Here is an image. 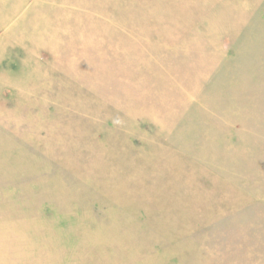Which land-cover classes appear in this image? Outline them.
<instances>
[{
    "label": "rangeland",
    "instance_id": "1",
    "mask_svg": "<svg viewBox=\"0 0 264 264\" xmlns=\"http://www.w3.org/2000/svg\"><path fill=\"white\" fill-rule=\"evenodd\" d=\"M0 264H264V0H0Z\"/></svg>",
    "mask_w": 264,
    "mask_h": 264
}]
</instances>
